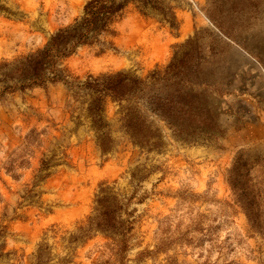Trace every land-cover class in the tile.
Wrapping results in <instances>:
<instances>
[{
	"label": "rangeland",
	"instance_id": "374dc122",
	"mask_svg": "<svg viewBox=\"0 0 264 264\" xmlns=\"http://www.w3.org/2000/svg\"><path fill=\"white\" fill-rule=\"evenodd\" d=\"M3 1L0 62L43 48L83 15L88 0ZM166 1L175 7V27L130 4L115 23L117 33L79 47L63 60V73L81 81L119 70L145 77L199 31L206 53L215 49L231 62L232 90L220 107L233 126L188 143L156 121L164 147L148 151L119 131V105L109 99L106 115L120 145L104 154L85 112L87 99H76L66 84L4 93L0 264H35L43 242L49 264H264V0ZM32 130L41 145H27ZM44 158L49 168L38 173ZM103 185L129 202L128 249L101 232L69 247L64 237L93 213Z\"/></svg>",
	"mask_w": 264,
	"mask_h": 264
},
{
	"label": "trees",
	"instance_id": "16d2710c",
	"mask_svg": "<svg viewBox=\"0 0 264 264\" xmlns=\"http://www.w3.org/2000/svg\"><path fill=\"white\" fill-rule=\"evenodd\" d=\"M130 4H135L142 14L154 11L170 26L177 25L175 7L166 0H88L83 15L52 34L43 48L13 61L0 62V96L48 83L66 84L76 99L82 102L87 99L85 112L104 154L117 151L120 145L106 115L109 99L119 105V131L131 144L148 151H160L164 147L156 121L169 128L178 140L188 143L226 134L234 119L222 111L220 99L232 90L231 62H224V57L215 49L206 53L199 31L178 45L165 67L153 69L145 77L119 70L91 75L81 81L70 80L63 73V60L79 47L103 44L104 36L117 33L115 23L121 20ZM7 11L8 7L0 0V14ZM43 142L36 130L27 136L28 146ZM49 165V159L44 158L38 173ZM128 203L113 186L103 185L96 196L93 213L64 237L69 247L84 244L101 232L117 238L122 252L126 251L133 230ZM4 229L0 226V234ZM49 250L48 243L40 244L35 264H49L52 261ZM63 263L62 260L56 264Z\"/></svg>",
	"mask_w": 264,
	"mask_h": 264
}]
</instances>
